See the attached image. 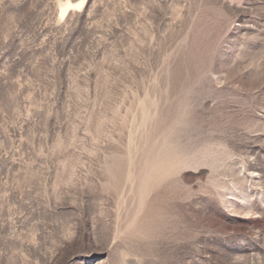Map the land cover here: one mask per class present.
Segmentation results:
<instances>
[{"label":"rangeland","instance_id":"obj_1","mask_svg":"<svg viewBox=\"0 0 264 264\" xmlns=\"http://www.w3.org/2000/svg\"><path fill=\"white\" fill-rule=\"evenodd\" d=\"M0 264H264V0H0Z\"/></svg>","mask_w":264,"mask_h":264},{"label":"bare ground","instance_id":"obj_2","mask_svg":"<svg viewBox=\"0 0 264 264\" xmlns=\"http://www.w3.org/2000/svg\"><path fill=\"white\" fill-rule=\"evenodd\" d=\"M64 14L66 13V12H63Z\"/></svg>","mask_w":264,"mask_h":264}]
</instances>
